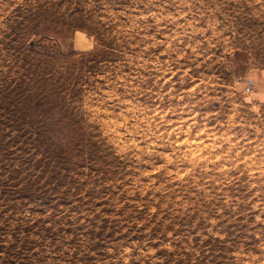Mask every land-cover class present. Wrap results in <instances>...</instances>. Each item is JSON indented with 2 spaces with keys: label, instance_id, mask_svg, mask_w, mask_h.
Returning a JSON list of instances; mask_svg holds the SVG:
<instances>
[{
  "label": "rangeland",
  "instance_id": "374dc122",
  "mask_svg": "<svg viewBox=\"0 0 264 264\" xmlns=\"http://www.w3.org/2000/svg\"><path fill=\"white\" fill-rule=\"evenodd\" d=\"M261 95L264 0H0V264H264Z\"/></svg>",
  "mask_w": 264,
  "mask_h": 264
},
{
  "label": "clouds",
  "instance_id": "9594fccd",
  "mask_svg": "<svg viewBox=\"0 0 264 264\" xmlns=\"http://www.w3.org/2000/svg\"><path fill=\"white\" fill-rule=\"evenodd\" d=\"M117 99L118 98L114 92L110 90H106L105 88L101 87L93 93V97L91 98V103L97 106L99 113H105L108 109L117 106V103H116ZM109 102H112V103H109ZM120 102L122 103L123 101H120ZM252 102L253 101H250V104ZM258 104L259 106L255 109H251V111L257 112V113H264V95H261L258 98ZM116 114L118 115L119 113H116ZM249 119L250 121H255L257 117L250 116ZM260 126H261V129H264V118H261ZM248 127L249 129H252L254 128V124L249 123Z\"/></svg>",
  "mask_w": 264,
  "mask_h": 264
},
{
  "label": "built area",
  "instance_id": "2783aa9c",
  "mask_svg": "<svg viewBox=\"0 0 264 264\" xmlns=\"http://www.w3.org/2000/svg\"><path fill=\"white\" fill-rule=\"evenodd\" d=\"M253 88V83L250 81L246 86H245V91L250 92Z\"/></svg>",
  "mask_w": 264,
  "mask_h": 264
}]
</instances>
